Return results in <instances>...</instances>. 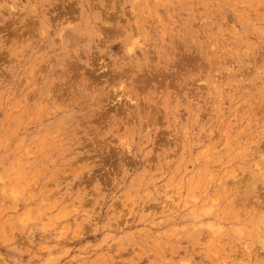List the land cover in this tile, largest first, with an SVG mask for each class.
Returning <instances> with one entry per match:
<instances>
[{"label":"rangeland","instance_id":"1","mask_svg":"<svg viewBox=\"0 0 264 264\" xmlns=\"http://www.w3.org/2000/svg\"><path fill=\"white\" fill-rule=\"evenodd\" d=\"M0 264H264V0H0Z\"/></svg>","mask_w":264,"mask_h":264}]
</instances>
